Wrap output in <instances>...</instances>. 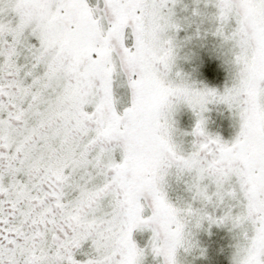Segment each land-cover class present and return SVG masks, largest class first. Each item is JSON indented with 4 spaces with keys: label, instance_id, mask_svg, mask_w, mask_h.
<instances>
[{
    "label": "snow or ice",
    "instance_id": "snow-or-ice-1",
    "mask_svg": "<svg viewBox=\"0 0 264 264\" xmlns=\"http://www.w3.org/2000/svg\"><path fill=\"white\" fill-rule=\"evenodd\" d=\"M0 264H264V0H0Z\"/></svg>",
    "mask_w": 264,
    "mask_h": 264
}]
</instances>
